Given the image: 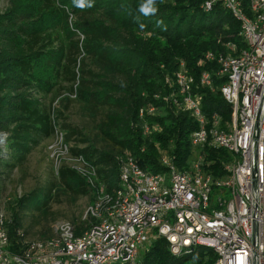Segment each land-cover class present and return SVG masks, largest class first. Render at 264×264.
I'll use <instances>...</instances> for the list:
<instances>
[{"label": "trees", "instance_id": "1", "mask_svg": "<svg viewBox=\"0 0 264 264\" xmlns=\"http://www.w3.org/2000/svg\"><path fill=\"white\" fill-rule=\"evenodd\" d=\"M3 1L7 5L0 11V133L8 135V157L0 160V167L13 172L24 166L39 146L52 142L61 131L72 146L70 157H82L96 168L109 191L117 187L119 162L125 156L136 158L149 174H163L167 168L161 165L160 151H164L177 170H190L191 135L198 125L189 114L175 113L164 103L170 93L166 79L178 72L181 62L198 86L203 74L212 77L211 89L199 86L197 91L205 114L231 121V106L220 91L227 79L218 76L215 63L204 60L210 52L231 54L228 44L239 50L246 47L241 24L221 6L207 13L201 0H85L82 8L74 0ZM241 1L247 10L249 0ZM61 83L68 89L60 105L75 100L99 116L98 142L60 124L62 111L43 105ZM153 106L158 115L141 119L140 111ZM144 120L159 125L161 132L145 135ZM203 153L202 169L226 177L231 156L215 148ZM92 192L77 170L61 166L44 186L10 207L12 242L19 241L24 212L37 211L41 219H48L55 199L65 196L76 204L92 197ZM216 261L215 252L204 247L174 257L165 239L150 245L142 257V264Z\"/></svg>", "mask_w": 264, "mask_h": 264}, {"label": "built area", "instance_id": "2", "mask_svg": "<svg viewBox=\"0 0 264 264\" xmlns=\"http://www.w3.org/2000/svg\"><path fill=\"white\" fill-rule=\"evenodd\" d=\"M202 10L216 6L241 24L246 47L228 44L231 54L207 53L206 63H215L220 88L231 106L232 119L203 111L200 87L212 88L210 74L199 86L184 62L166 79L170 93L164 103L175 113H187L198 125L191 135L194 159L190 170L179 171L172 157L160 151L163 174L145 172L136 158L120 160L117 187L109 191L97 170L82 157L71 166L92 189L81 223L56 221L48 237L28 238L17 233L14 244L9 233L12 220L0 201V264H142L140 249L165 239L174 257L204 247L217 255L215 264H264V0H201ZM74 17H70L72 27ZM159 98V97H157ZM156 117L158 109L140 111V118ZM145 135L161 132L159 125L143 123ZM49 150L56 159V172L70 159L64 135L58 131ZM8 135L0 133V160L8 157ZM205 148L223 150L231 156L226 177L206 173Z\"/></svg>", "mask_w": 264, "mask_h": 264}, {"label": "rangeland", "instance_id": "3", "mask_svg": "<svg viewBox=\"0 0 264 264\" xmlns=\"http://www.w3.org/2000/svg\"><path fill=\"white\" fill-rule=\"evenodd\" d=\"M6 2L0 3V11L6 8ZM83 58V55H82ZM90 66V63H89ZM67 86L61 83L56 90L47 96L43 101L46 108L52 106L57 110L62 111L63 116L60 119V124H65L71 129L86 133L91 140L97 141V120L99 116L92 113L87 107L77 101L70 104L60 105V101L67 94ZM74 98V96H72ZM67 107V108H66ZM72 140V144L76 146ZM51 141L39 146L30 156L27 163L10 172L5 168L0 167V201L5 205L9 219H11V206L16 204L20 198L29 197L34 190L44 186L49 179L53 177V172L56 174V159L49 150ZM84 148L85 146H79ZM8 152V151H7ZM62 166L75 165L70 159H64ZM91 202V197H83L76 204H72L65 196L55 199L50 206V215L48 219H41L37 211H26L22 215V231L27 234L28 238L47 237L50 235V228L53 223L58 220L66 219L81 223L85 211ZM44 234V235H43ZM150 245H145L140 249V255L136 258L140 262L143 255L149 250Z\"/></svg>", "mask_w": 264, "mask_h": 264}, {"label": "clouds", "instance_id": "4", "mask_svg": "<svg viewBox=\"0 0 264 264\" xmlns=\"http://www.w3.org/2000/svg\"><path fill=\"white\" fill-rule=\"evenodd\" d=\"M74 2L77 4V6L78 7H84V5H85V0H74ZM143 11H145V12H148L149 11V9H142Z\"/></svg>", "mask_w": 264, "mask_h": 264}]
</instances>
